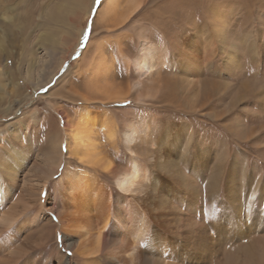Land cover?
Segmentation results:
<instances>
[{"label":"rangeland","instance_id":"374dc122","mask_svg":"<svg viewBox=\"0 0 264 264\" xmlns=\"http://www.w3.org/2000/svg\"><path fill=\"white\" fill-rule=\"evenodd\" d=\"M95 1L0 0V264H56L60 251L67 262L82 264L48 222H57L59 179L68 167L79 169L73 160L67 164L68 125L75 127L80 116L100 112L125 123L150 111L162 116L171 132L186 126L192 129L194 145L218 148L227 157L223 200L228 172L236 168L234 188L242 209L255 205L251 244L259 257L255 264H263L264 0H138L141 8L130 17V0H119L113 15L104 0L93 15ZM214 9L227 24L224 46L217 41L208 46L210 40L199 34L213 22ZM146 41L165 51L166 63L173 66V71L163 67L154 82L170 86L165 93L178 100V107L166 109L168 102L160 93L145 105L132 99L108 101L92 87L90 68L102 52L112 67L109 82L116 92H126L135 81L128 62ZM232 49L235 60L229 63ZM181 76L193 82L191 91L199 88L198 104L209 100L206 110L183 104L175 89ZM56 138L61 142L59 167L58 160L54 164L48 157ZM70 145L73 149V140ZM182 164L185 177L197 185L192 192L208 191L211 170L197 175L191 165ZM110 185L115 186L114 180ZM210 219L205 215V221Z\"/></svg>","mask_w":264,"mask_h":264},{"label":"bare ground","instance_id":"6f19581e","mask_svg":"<svg viewBox=\"0 0 264 264\" xmlns=\"http://www.w3.org/2000/svg\"><path fill=\"white\" fill-rule=\"evenodd\" d=\"M99 2L93 3V15ZM104 2L109 6L108 12L115 14L119 0ZM140 8L141 1L130 0L126 9L128 17ZM223 19L214 9L211 25L199 31L200 36L210 40L208 46L213 41L225 45L227 24ZM5 28L9 31L10 24ZM90 33L91 27L83 33L84 49ZM84 49L78 54H83ZM226 60L229 63L235 60L234 49ZM167 63L165 51L143 42L138 55L128 62L135 81L126 92H116L109 82L112 67L104 54L98 52L90 68L92 87L104 100L132 99L141 105L157 99L160 93L168 102L166 109L175 108L178 100L165 93L170 86L163 81L154 82L161 76L163 67L173 71V66ZM182 76L175 89L182 94L183 104L194 107L195 111L206 110L209 100L198 104L199 88L191 91L193 82ZM145 110L149 112V108ZM128 119L122 123L100 112L98 116H80L75 127L68 125L67 164L73 160L79 169L74 172L68 167L59 179L57 222L55 225L52 220L48 222L58 228L55 231L62 234V243L72 251L73 258L78 257L82 264H255L254 260H259L251 244L255 234L251 224L255 205L242 209L234 188L237 175L234 167L228 172L227 198L223 200L227 157L225 160L221 150L204 143L194 145L192 129L185 126L173 133L166 120L151 111L139 120L131 116ZM60 147L61 142L56 138L48 156L54 164L58 160L57 167ZM182 163L191 165L197 175L211 170L208 191L192 192L196 184L185 177ZM121 165L122 171L118 172ZM55 173L56 170L52 175ZM110 180H114L115 186L110 185ZM205 215H211V219L205 221ZM59 255L56 264L74 263V260L66 261L64 251ZM261 261L264 264V255Z\"/></svg>","mask_w":264,"mask_h":264},{"label":"water","instance_id":"95a60500","mask_svg":"<svg viewBox=\"0 0 264 264\" xmlns=\"http://www.w3.org/2000/svg\"><path fill=\"white\" fill-rule=\"evenodd\" d=\"M90 27H91V25H89V27H88V28L90 29Z\"/></svg>","mask_w":264,"mask_h":264}]
</instances>
